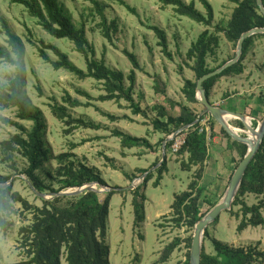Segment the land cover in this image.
Wrapping results in <instances>:
<instances>
[{"label": "rangeland", "instance_id": "374dc122", "mask_svg": "<svg viewBox=\"0 0 264 264\" xmlns=\"http://www.w3.org/2000/svg\"><path fill=\"white\" fill-rule=\"evenodd\" d=\"M57 1L69 14L75 27L84 28L87 41L95 52L94 59L98 61L103 59L109 68L128 74L131 65L123 51L135 54L142 68V71L136 72L141 87L144 86L143 81H146L152 84L153 89L157 84L160 89H165L162 74L166 76L167 83L172 81L171 76L179 74L180 84L183 85L184 78L179 72L184 68L186 50L191 42L197 40L202 30L206 29L188 18L176 15L171 6H163L153 0ZM182 1L186 4L194 1L196 9L205 12L197 0ZM207 1L213 9V26L226 27L235 5L228 0ZM94 2L103 8L107 24L113 27L111 22H114L116 26L115 31L110 32L111 41L103 36L102 19L94 11ZM123 4L135 9L136 15L129 12ZM0 18L6 20L11 32L23 43L26 70L25 100L28 109L39 111L46 124L42 139L43 149L46 152L40 168L36 171L38 177L51 189H59L65 178L59 176L57 172L61 166L73 164L76 169L78 166L91 169L105 182L107 188L122 189L111 191L116 194L111 197L105 237V243L109 248L108 264H183L188 252L185 240L192 236L193 230L172 223L171 204L174 194H180L192 181H196L204 188L198 204L200 213L205 215L223 197L230 178L240 162V150L228 140L216 139L213 142L210 130V134L206 136L208 156L203 165L202 177L196 180L198 166H190L188 171L181 167L182 162H187L188 154L186 152L174 154L166 146V172L156 186L158 167L149 173L152 174V179L145 185V189L142 188L146 198L144 221L135 225L132 205V191L135 188H127L134 179L142 176V171H148L161 161L163 141H160L161 138L152 140V135L157 133L152 128V120L156 112L153 111V115L147 109L146 116L134 115L123 100L101 102L98 97L105 93L101 82L90 78L79 79L63 69L54 70L51 64L39 56V48L44 47L40 44L41 41L45 46L53 45L59 48L71 63L83 71H86L85 59L75 51L74 45L69 40L57 39L47 34L38 25L37 19L33 18L22 5L12 0H0ZM153 26L165 31L171 59H168L158 46L157 37L149 29ZM208 29L218 38L215 55L207 57L208 67L216 69L222 62L234 57L235 47L225 39L223 33H214L213 27ZM252 46L244 60L247 62V68H250L248 64L251 66L253 60V69L255 66L258 68L257 79L251 81L248 74H243L226 85L222 94L224 97L230 96V100H233V95L235 96L239 110L237 113L247 115L255 128V123L257 125L264 117V38H256ZM0 47L9 50L1 23ZM250 52H253V58ZM46 54L52 61L57 60L51 51L47 50ZM187 73L189 72L186 71ZM14 76L15 67L0 60V85H7ZM173 92L174 99L182 100V89L179 86L173 88ZM160 93L155 91L153 94L163 97V103L168 109L169 98L165 93ZM67 97L81 105L71 106L66 100ZM198 105L200 106L199 103ZM53 106L65 108L66 113L73 119L98 124L100 129L82 127L73 129L53 115ZM222 107L233 110L228 102L223 103ZM203 109V106H200L198 113ZM171 111L167 110L169 113ZM104 114L117 119L112 121ZM230 123L237 125L236 128L244 129L234 119ZM18 126H23L29 131L32 123L21 120L14 107L0 109V177H10L6 183L7 187L11 188V192H17L29 204L40 207L41 199L35 196L23 175L27 167L26 160L18 151L5 149L2 145L8 143L14 135H22ZM113 130L147 137L151 141L150 148L144 144L131 149H122L119 139L112 136ZM215 130L219 132L216 135L221 139L220 127L215 126ZM59 155L68 157L57 161ZM142 182L143 179L137 187ZM106 194L97 193L98 200L102 202ZM240 200L249 207L262 206L260 212L264 218V195L248 193ZM12 206L14 212L6 217L10 226L5 231L0 228V264H15L26 259L20 247L19 229L31 223L32 214L23 212L17 202H12ZM239 209L238 205L233 208L232 213L223 212L216 223L207 227L209 236L203 239L206 253L214 254L213 242L233 249L256 248L264 252V225L248 227L239 232L237 226L241 214L239 213V217L236 215ZM175 239H179L180 244L163 261L164 249ZM61 264H66L64 259Z\"/></svg>", "mask_w": 264, "mask_h": 264}, {"label": "trees", "instance_id": "16d2710c", "mask_svg": "<svg viewBox=\"0 0 264 264\" xmlns=\"http://www.w3.org/2000/svg\"><path fill=\"white\" fill-rule=\"evenodd\" d=\"M163 6H171L176 15L188 18L197 24L204 26L206 29L198 36L197 40L191 44L186 52L184 67L190 69L194 73V81L184 80L182 94L186 101L191 104L198 103L195 98L196 80L203 75L213 71L207 65V57L214 56L218 47V38L210 32L208 28L213 27L214 33H223L225 39L236 47L237 41L243 32L253 28L264 27V17L259 13L256 0H228L235 5L232 10L230 19L226 27L213 26V9L207 0H197L204 13L196 9L194 1L186 4L182 0H153ZM12 2L22 5L29 14L37 19L38 25L49 34L57 39H67L73 45L77 53L85 59L86 71L79 69L71 63L65 53L53 45H44L39 48V56L47 63L51 64L54 70L63 69L72 73L79 79H93L101 82L104 89V95L98 97L101 102L105 101H125L134 115L146 116V110H142L133 99V86L136 80V71H142L139 61L135 54L123 51L128 59L131 70L128 74L122 71L109 68L105 65L103 59L100 61L94 59L95 52L93 47L87 41L84 28H76L71 17L58 4L57 0H12ZM264 5V0H262ZM125 8L136 15L135 9L123 4ZM94 11L97 12L102 19L101 26L103 36L111 41L110 32L115 31L113 27L107 24L104 16L103 8L94 2ZM1 27L7 37L9 50L0 47V60L7 62L15 67V76L7 85H0V109L14 107L17 109V115L21 120L31 122L32 126L27 131L23 126H18L22 135H14L8 143L2 144L5 149L18 151L26 160L27 167L23 171V175L29 183L41 193L49 191L57 193L69 188H77L86 183L98 182L106 186L105 182L95 174L91 169L85 166H78L77 169L73 164L61 166L57 172L59 176L64 177L62 186L59 189H51L38 177L36 171L40 168L46 150L43 149V135L46 130V124L39 111L28 109L25 100L26 86V70L24 64V46L21 39L16 36L8 27L4 18H0ZM110 24V25H111ZM158 39V46L161 47L162 53L171 59L172 56L168 52L167 38L164 30L158 27H149ZM256 38H264V34H259L246 39L243 43V50L238 62L224 70L220 75L212 77L203 83L205 94L208 98L210 88L222 77L230 75H239L243 72V61L247 52L252 47ZM49 50L57 58L52 61L46 54ZM186 61L192 62L189 65ZM222 62L218 67H220ZM217 67V68H218ZM126 81L129 86H126ZM156 92L164 94V89H160L158 84L155 85ZM71 106L81 105L77 101H71L66 98ZM260 102V101H259ZM169 106L173 109L179 107L178 116L173 117L168 114L167 110L158 106H153L152 110L156 112L152 120V128L155 132L164 135L160 141L169 136L178 129L193 123L197 115L194 114L188 106L171 102ZM53 115L67 126L73 129L79 127L98 130L100 125L92 122H85L82 119H73L69 116L65 108L59 106L52 107ZM107 118L114 121L117 118L104 114ZM242 128V123L238 121ZM215 121L211 118V136L213 135ZM256 126V123H255ZM200 123L189 127L187 130L186 144L181 149V153H187V162H182L183 170L188 171L190 166H198L196 180H200L203 173V165L207 159V139L204 132H199ZM220 133L236 148L240 150L241 159L247 151V146L233 141L226 132L220 128ZM112 136L120 141L122 149H131L136 146L146 145L150 148V144L142 139L125 134L119 130H113ZM213 137V136H212ZM15 145V146H13ZM171 142L167 143V148ZM67 155H59L57 161H61ZM240 159V160H241ZM166 157L162 164L156 170L157 178L155 186L162 179V175L166 172ZM147 170L142 171V174ZM10 177H0V184L6 183ZM152 179V174H148L142 184L135 188L133 193L132 205L135 214L134 224L138 225L144 221V201L145 195L142 188ZM141 192V193H140ZM204 188L196 181H192L188 188L180 194H175L171 204L172 217L171 221L174 225L181 227L184 225L190 230L194 229L195 224L204 216L200 213L199 200L202 197ZM264 195V139L260 145L258 152L248 165L244 174L241 186L232 203L229 213L233 212V208L240 206L239 213L241 219L237 226L239 232L244 231L248 227H258L264 225V218L260 212L262 206H247L240 198L245 194ZM116 192H109L105 195L102 202L98 200L97 194L87 192L75 197H55L51 200L41 199V206L29 204L27 200L15 192H11V188H0V228L7 230L10 223L6 217L14 212L12 202L21 205L23 212L32 214L31 223L19 229L20 247L26 259L15 264H61L62 259L66 264H108L109 248L105 243L107 234V222L109 216V207L111 197ZM218 221V218L214 223ZM209 236L208 229L204 232V238ZM179 239H175L171 244L166 246L163 252L162 260L165 261L173 250L180 244ZM188 252L183 264H189V248L191 237L185 240ZM214 254H208L205 251L204 244L201 249V264H264V252L256 248H229L220 243L213 242Z\"/></svg>", "mask_w": 264, "mask_h": 264}, {"label": "water", "instance_id": "95a60500", "mask_svg": "<svg viewBox=\"0 0 264 264\" xmlns=\"http://www.w3.org/2000/svg\"><path fill=\"white\" fill-rule=\"evenodd\" d=\"M256 5L258 7L259 13L264 17V5L262 0H256ZM259 34H264V27L253 28L249 31L243 32L237 41L234 57L229 61H226L220 67L214 69L213 71L203 75L202 77L196 80L195 98L197 102L201 106H203L204 108L203 111L197 115V118L193 123L178 129L177 131L173 132L163 140L161 161L156 166H154L153 168L149 169L147 172L142 174L140 178L134 179L131 185L127 188V189L136 188L137 185H139L141 179L144 180V178L155 167H159L162 164L163 160L165 159L167 143L171 142L182 131H185L189 127L197 124L200 121V119L205 115H209L215 121V123L221 129H223L233 141H236L240 144H244L247 146V151L243 156V158L238 163L236 169L234 170L223 197L194 226L191 236L190 248H189V264H201V249L204 239V232L206 228L210 224L214 223L215 220L219 218V216L223 212L229 211L231 209L235 196L237 195L239 188L241 186L246 169L248 168L250 162L253 160L255 154L258 152L260 145L264 139V117L260 122L257 123L256 127L254 128L251 125V119L247 115L237 112H230L223 108L211 104L205 94L203 83L212 77L220 75L224 70L236 64L241 57L244 41L252 36ZM231 119L239 120L242 123L244 129L242 130L232 126V124L230 123ZM27 183L29 188L35 194V196L43 200H51L55 197H75L85 194L87 192H94L96 194L97 193L99 194V193H109L111 191L122 190L116 188H107L106 186H103L98 182H90L77 188L66 189L64 191H60L57 193L46 194V193L38 192L28 181ZM6 187H7V183L0 184V188H6ZM97 187H99V189H97Z\"/></svg>", "mask_w": 264, "mask_h": 264}, {"label": "crops", "instance_id": "0c3cea01", "mask_svg": "<svg viewBox=\"0 0 264 264\" xmlns=\"http://www.w3.org/2000/svg\"><path fill=\"white\" fill-rule=\"evenodd\" d=\"M200 25V24H199ZM163 30V29H162ZM204 30H202V32H203ZM165 32V31H164ZM201 32V33H202ZM186 35V34H185ZM166 38H167V36H166ZM198 38V37H197ZM195 42V40L193 41V42H191L190 43V46H191V44L192 43H194ZM167 44H168V39H167ZM190 46L188 47V49L190 48ZM252 48H253V46H252ZM188 49L186 50V52L188 51ZM253 50V49H252ZM250 51V50H249ZM170 53V52H169ZM251 53V52H250ZM171 54V53H170ZM251 55H252V58H253V52L251 53ZM245 62H243V72L241 73V74H239V75H232V76H226V77H222L219 81H217L211 88H210V90H209V96H208V100H209V102L211 103V104H213V105H215V106H217V107H220V108H223V109H225V110H227V111H230V112H239V110H238V108H237V103L235 102V101H237V99L235 98V96L233 95V97H232V99L233 100H230V96L229 97H224L223 96V94H222V90L224 89V87H227L231 82H233L235 79H238L239 78V76H241V75H243V74H248L249 76H250V79H251V81L253 80V79H257V67L255 66L254 67V69H253V60L251 61V66H250V64H248L249 65V67L250 68H247L246 66H247V62H246V60H244ZM189 65H192V62H190V61H186ZM257 62L258 61H256L255 63L257 64ZM182 66V65H181ZM184 68H186V67H184ZM183 68V70H181L179 73H180V75L181 76H183V80H191V81H194V78H195V76H194V73L190 70V69H184ZM120 71V70H119ZM186 71H188L189 73H187L186 74ZM137 72V71H136ZM124 73V72H123ZM174 75H176L177 77L175 78L174 77ZM173 76H171L170 78H172V81H168V83H167V79H166V76L164 75V74H162L161 75V77H162V83H164V87H165V96L167 95V97L169 98V99H167V102H169L170 103V101L171 102H174V103H178V104H182V105H185V106H188L189 108H190V110L194 113V114H196V115H198V114H200V112L198 113V108L201 106H199L198 105V103H196V104H191V103H188L187 101H186V99H185V97L183 96V94H182V100H177V99H174L173 97H172V94H174V92H173V88H175V87H180V89H182V87H183V85H182V83L180 84V82H181V79L179 78V74L177 75V74H174ZM136 81H137V83H136ZM139 81H140V79L139 78H137V75H136V80H135V83H134V86H133V90H132V93H133V99H134V101L137 103V104H139V107L142 109V110H146V113H147V111L149 110L150 111V113L152 112V114L154 115V112H153V110H152V108H153V106H155L156 104H158V105H160V106H162V107H164L166 110H168V111H170V110H172L170 113L168 112V114L169 115H171V116H173V117H176V116H178V114H179V112H180V109H179V107H174L173 109H170V106H169V104H168V109H167V107H166V105H164V103H163V97H161L160 95L159 96H157V94L155 95V94H153V93H155V91H154V89L151 87L152 86V84L151 83H149V82H146V81H143V84H144V86H140V84H138L139 83ZM227 85V86H226ZM126 86H129V82L128 81H126ZM149 91H150V93H149ZM154 91V92H153ZM144 94H145V96H144ZM161 94V93H160ZM142 96H143V99H141L142 98ZM184 97V98H183ZM138 99V100H137ZM139 100H141V101H139ZM144 102H143V101ZM186 101V102H185ZM229 103L232 107H233V110H229V109H227V108H224V107H222V104L223 103ZM153 103V104H152ZM198 105V106H197ZM148 109V110H147ZM177 109H178V111H177ZM149 113V112H148ZM154 117H155V115H154ZM235 120V119H234ZM230 121H232V119L230 120ZM236 121H239V120H236ZM215 126H218V125H215ZM215 126H214V130H213V134L214 135H212L213 136V139H212V141L213 142H215L216 141V139H219V140H222V141H225V140H227L223 135H221L222 136V138L220 139V138H218L217 137V135L216 134H219V132H217L216 130H215ZM232 126H234V127H238L237 125H235L234 123L232 124ZM131 136H134V137H137V138H142V139H144V140H146V141H148V143L151 145V141L147 138V137H140L139 135H134V134H132V133H129ZM164 137V135L163 134H161V133H156V134H153L152 135V140L153 141H155L157 138H158V140L161 138H163ZM160 139V140H161ZM153 143V142H152ZM161 144H162V142H161ZM174 196H175V194H174ZM174 200V199H173Z\"/></svg>", "mask_w": 264, "mask_h": 264}, {"label": "built area", "instance_id": "2783aa9c", "mask_svg": "<svg viewBox=\"0 0 264 264\" xmlns=\"http://www.w3.org/2000/svg\"><path fill=\"white\" fill-rule=\"evenodd\" d=\"M200 127L199 132H204V134L207 136V134H210V128H211V117L210 116H203L200 121ZM209 136V135H208ZM186 138H187V132L182 131L179 133L172 141L170 145V151L174 154H177L181 151L183 146L186 144Z\"/></svg>", "mask_w": 264, "mask_h": 264}, {"label": "bare ground", "instance_id": "6f19581e", "mask_svg": "<svg viewBox=\"0 0 264 264\" xmlns=\"http://www.w3.org/2000/svg\"><path fill=\"white\" fill-rule=\"evenodd\" d=\"M248 123V122H247Z\"/></svg>", "mask_w": 264, "mask_h": 264}]
</instances>
